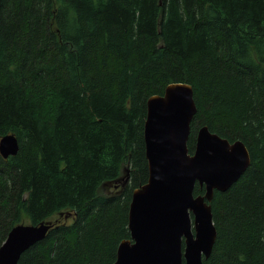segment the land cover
<instances>
[{"label":"trees","instance_id":"16d2710c","mask_svg":"<svg viewBox=\"0 0 264 264\" xmlns=\"http://www.w3.org/2000/svg\"><path fill=\"white\" fill-rule=\"evenodd\" d=\"M173 83L194 89L191 154L207 126L252 158L215 192L204 264H264V0H1L0 139L20 150L0 154V247L54 221L19 264H114L149 179L147 102Z\"/></svg>","mask_w":264,"mask_h":264},{"label":"water","instance_id":"95a60500","mask_svg":"<svg viewBox=\"0 0 264 264\" xmlns=\"http://www.w3.org/2000/svg\"><path fill=\"white\" fill-rule=\"evenodd\" d=\"M197 112L189 84H170L163 95L148 100L144 137L149 179L133 192L131 239L120 244L114 264H204L211 256L217 239L211 206L215 192H226L236 184L252 158L241 140L230 142L207 126L198 131L191 154L188 143ZM19 150L15 135L0 139L4 158L16 156ZM129 183L127 168L103 189L118 190L120 195ZM197 185L205 189L203 195H195ZM56 223L14 227L0 247V264H19Z\"/></svg>","mask_w":264,"mask_h":264}]
</instances>
